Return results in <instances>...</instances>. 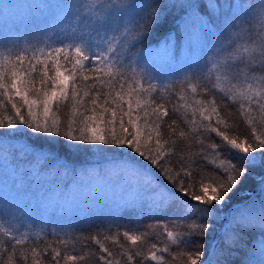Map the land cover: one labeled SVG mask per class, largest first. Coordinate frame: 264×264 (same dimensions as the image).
Masks as SVG:
<instances>
[{"label":"snow or ice","instance_id":"obj_1","mask_svg":"<svg viewBox=\"0 0 264 264\" xmlns=\"http://www.w3.org/2000/svg\"><path fill=\"white\" fill-rule=\"evenodd\" d=\"M29 7L24 35L0 32V264H264V0ZM169 7L193 57L179 91L135 66ZM175 39L147 55L175 59ZM86 202L108 209L90 236L32 218Z\"/></svg>","mask_w":264,"mask_h":264},{"label":"trees","instance_id":"obj_2","mask_svg":"<svg viewBox=\"0 0 264 264\" xmlns=\"http://www.w3.org/2000/svg\"><path fill=\"white\" fill-rule=\"evenodd\" d=\"M128 2H136V0H128ZM251 2L255 3V0H251ZM182 15L183 14L179 11V9H173L169 7L166 12H162L159 21L151 29L150 35H148L147 39L143 42V44L137 45V47L140 48L142 51H146L147 49L155 47L160 42L164 41L169 36V34L175 33L176 34L175 44H176V53H177L175 59L173 60L168 59L166 62L165 61L163 62L161 68L155 67L153 69L152 68L149 69L146 66L138 65L135 61V66L137 68V71H139L143 75L145 80H151V82L157 84L158 87H166L172 85L173 90L175 91H179L180 88L179 81L184 78L186 73H188L189 65L193 63V57L191 55H187V54L183 55V50L185 49V46H187L189 51L188 36L184 34L182 31H177L179 19ZM195 43L196 42L194 40L193 46H195ZM200 46L203 49H207L209 47V41L203 40ZM206 54L207 53L205 52V55ZM173 99H175V97H173ZM63 111L65 110H62V114ZM244 130L245 127L241 123L240 131L243 132ZM85 162H87L86 158L77 161V164L79 165L80 163H85ZM206 170L211 172L213 169L211 167H207ZM257 171H259V169ZM246 187H248L249 189L254 187V182L249 180L247 182ZM246 195H247L246 192H242V191L236 192L232 200L229 202V204L225 206L223 210L224 213L228 212L232 204L239 202ZM118 214L121 217L120 219L121 224H125L128 221H135L136 218L140 215L137 211L130 208L122 209ZM42 215L43 214L39 212V216L36 217V219L34 217L32 218L33 220L36 221L37 224H39L41 220L46 221L49 232L56 225L71 224L76 228L77 233H82L84 236H90L97 230V227L100 225V222L104 220L108 214H104V213L91 214L90 212L82 213V214L66 213L57 216L56 218L55 217L46 218V216L43 218ZM176 215L178 216L179 213L177 212ZM89 216L99 217V220H97L96 224H93L91 227H88L85 224V221ZM155 219H162V217L157 216ZM153 222L154 220L146 215L141 216L139 219V223L144 226ZM213 224H214L213 229L209 231L208 236L205 238L207 244H211L214 240L220 239V232H219L220 225L216 224L215 222H213ZM53 239L54 238L51 235H48L46 240L40 241V244L43 245L44 243L48 241H52ZM46 259H50V256ZM29 264H30V260H29Z\"/></svg>","mask_w":264,"mask_h":264},{"label":"rangeland","instance_id":"obj_3","mask_svg":"<svg viewBox=\"0 0 264 264\" xmlns=\"http://www.w3.org/2000/svg\"><path fill=\"white\" fill-rule=\"evenodd\" d=\"M39 2V0H0V32H2L6 27L12 28L14 30L18 29L20 35L25 34L24 25L25 23L31 18L32 10L30 9V5ZM5 5H8L9 8L5 10ZM155 47L149 48L146 51H142L143 55H140L136 58V63L138 65L146 66L149 69H153L155 67L161 68L163 62L167 61L168 59L165 57H157V56H149L147 52L154 49ZM188 53V48L185 46L183 50V55ZM38 191V190H37ZM39 212L44 218H56L60 215H51V214H44L42 211H37L33 213L32 217L36 219L39 216ZM91 213V214H98L104 213L108 214V209H100L95 206L89 207L87 202L77 210L72 213ZM227 213V212H225Z\"/></svg>","mask_w":264,"mask_h":264}]
</instances>
